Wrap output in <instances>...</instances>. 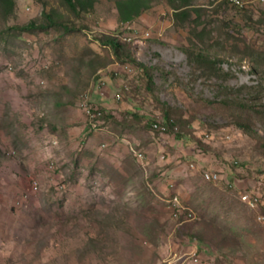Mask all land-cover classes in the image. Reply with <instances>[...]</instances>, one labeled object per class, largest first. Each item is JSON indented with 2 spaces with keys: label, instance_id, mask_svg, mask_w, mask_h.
Masks as SVG:
<instances>
[{
  "label": "rangeland",
  "instance_id": "1",
  "mask_svg": "<svg viewBox=\"0 0 264 264\" xmlns=\"http://www.w3.org/2000/svg\"><path fill=\"white\" fill-rule=\"evenodd\" d=\"M240 1L0 14V172L23 182L0 191V264H264V2Z\"/></svg>",
  "mask_w": 264,
  "mask_h": 264
},
{
  "label": "trees",
  "instance_id": "2",
  "mask_svg": "<svg viewBox=\"0 0 264 264\" xmlns=\"http://www.w3.org/2000/svg\"><path fill=\"white\" fill-rule=\"evenodd\" d=\"M180 1H182L181 7L182 6L185 7L187 5H191L194 0H180ZM62 2L71 11L74 12H87L91 10L95 4L94 0H62ZM15 5H16L15 0H0V14L5 18L12 16L15 12ZM149 8H150V0H117V10L119 13L120 21L122 23L130 22L134 20ZM179 8H177V10ZM44 15L46 21L43 24H37L35 21H30L24 24L23 26H20V29H22L23 31L32 32L35 31L36 29H45L48 26L51 25L54 26L59 21H62V19L59 20V17L56 18L47 13H45ZM104 41L106 42V44L114 48V52L118 56L120 53V49H122L121 46H119L118 42L115 39L106 36H104ZM200 58L203 60H207L205 56H200ZM207 61L210 60L208 59ZM145 72L148 73L147 70H145ZM99 109L103 113L102 118L104 120L105 112L101 108ZM155 124L158 125V123ZM155 124H152V128L154 127ZM154 128L156 129L158 127H154Z\"/></svg>",
  "mask_w": 264,
  "mask_h": 264
},
{
  "label": "bare ground",
  "instance_id": "3",
  "mask_svg": "<svg viewBox=\"0 0 264 264\" xmlns=\"http://www.w3.org/2000/svg\"><path fill=\"white\" fill-rule=\"evenodd\" d=\"M240 1V0H238ZM264 2V0H262ZM234 2L236 3V0H234ZM237 5L239 6H243V2H237L236 3ZM119 98V96H117ZM81 107L85 113V115L93 122H99L100 120H102L103 118V113L102 111L97 107L95 106L91 100H90V97L87 96V95H83L81 97ZM88 102V103H87ZM88 120V119H87ZM87 126V125H86ZM97 126V125H96ZM154 126H158L157 124H155ZM137 156L139 158H143V154L141 152H136ZM206 177L208 179H210V176L207 174ZM36 187V186H35ZM256 197V196H255ZM177 199V198H175ZM242 199L251 203V204H254L257 202V200H250L247 196H245L244 194L242 195ZM254 199H258V198H254Z\"/></svg>",
  "mask_w": 264,
  "mask_h": 264
},
{
  "label": "crops",
  "instance_id": "4",
  "mask_svg": "<svg viewBox=\"0 0 264 264\" xmlns=\"http://www.w3.org/2000/svg\"><path fill=\"white\" fill-rule=\"evenodd\" d=\"M92 136H97V133H94ZM14 166H15V162H9V161L4 162L2 167L5 168V171L0 172V191H1V189L6 188V186H4V184H9L8 181L12 180V182H15V181H13V179L19 183V185H20L19 188L22 187L21 183H23V182L21 180L18 181L16 173L12 172V170L15 169ZM5 197H6V194L0 193V200H4Z\"/></svg>",
  "mask_w": 264,
  "mask_h": 264
},
{
  "label": "built area",
  "instance_id": "5",
  "mask_svg": "<svg viewBox=\"0 0 264 264\" xmlns=\"http://www.w3.org/2000/svg\"><path fill=\"white\" fill-rule=\"evenodd\" d=\"M237 2H242V1H238V0H236V3ZM119 98H120V96H119ZM118 98V99H119ZM88 103V102H87ZM90 121V120H89ZM220 179H222V175H221V172H220ZM245 196H247L250 200H252L251 198H250V195H248V194H244ZM253 200H257L258 201V199H253ZM181 211H183V210H181ZM190 215V214H189Z\"/></svg>",
  "mask_w": 264,
  "mask_h": 264
}]
</instances>
